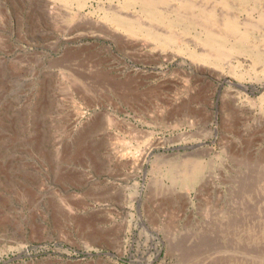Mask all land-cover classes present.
Instances as JSON below:
<instances>
[{"label":"rangeland","instance_id":"rangeland-1","mask_svg":"<svg viewBox=\"0 0 264 264\" xmlns=\"http://www.w3.org/2000/svg\"><path fill=\"white\" fill-rule=\"evenodd\" d=\"M127 1L0 0V264H264V74ZM191 1L264 50L258 11Z\"/></svg>","mask_w":264,"mask_h":264},{"label":"bare ground","instance_id":"bare-ground-1","mask_svg":"<svg viewBox=\"0 0 264 264\" xmlns=\"http://www.w3.org/2000/svg\"><path fill=\"white\" fill-rule=\"evenodd\" d=\"M230 1L220 0L228 9L232 7ZM237 1L241 9L258 11L257 17L264 22V9H259L258 1ZM127 2L130 4H127L126 9L137 6L147 19L163 26L165 31L140 26L138 25L140 23L136 24L130 16L112 10L106 14V20L117 28L131 35H137L142 31L155 45L177 49L191 59L216 67H222L221 62L227 58L234 57L240 62L247 57L254 68L264 74V50L257 47V42L252 39L251 29L255 25L250 22L243 26L236 17L232 15L221 17L216 9L198 6L191 0H179L177 6L171 5L170 0H128ZM178 33L192 37L196 45L201 46L202 49H192L189 44L183 43ZM256 65L260 67L257 68ZM237 68L230 66L228 71L236 78L244 79V72Z\"/></svg>","mask_w":264,"mask_h":264}]
</instances>
